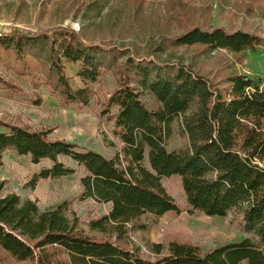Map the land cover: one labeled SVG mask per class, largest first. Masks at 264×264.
<instances>
[{
  "label": "trees",
  "instance_id": "1",
  "mask_svg": "<svg viewBox=\"0 0 264 264\" xmlns=\"http://www.w3.org/2000/svg\"><path fill=\"white\" fill-rule=\"evenodd\" d=\"M168 42L232 54L264 46L260 36L201 24ZM0 49L15 57L21 75L45 81L66 105H89L92 85L113 73L117 84L105 113L121 144L107 158L52 139L50 130L0 120V166L8 151L33 165L50 162L28 183L35 189L42 180L74 175L62 161L69 158L85 170L80 200L111 205L108 214L88 223L90 232L103 236L94 238L70 215L68 202L42 211L30 199L3 195L0 183V251L29 264H264V79L235 73L213 82L184 66L139 56L123 45L94 43L62 27L0 34ZM65 64L78 65L84 87H73ZM177 122L187 140L183 149L171 147ZM172 177L181 180L186 208L163 185ZM183 212L219 218L237 212L247 237L208 251L189 243H149L148 255L131 244L134 233L148 229L143 217Z\"/></svg>",
  "mask_w": 264,
  "mask_h": 264
},
{
  "label": "rangeland",
  "instance_id": "2",
  "mask_svg": "<svg viewBox=\"0 0 264 264\" xmlns=\"http://www.w3.org/2000/svg\"><path fill=\"white\" fill-rule=\"evenodd\" d=\"M196 24L224 27L232 32L242 30L264 38V0H0V34L69 28L88 41L123 45L139 56L184 66L213 82L223 81L235 73L264 79V46L256 52L232 54L222 50L209 52L201 46L173 47L168 42ZM18 67L15 57L0 49V79L7 87L0 82L1 121L50 130L52 139L76 143L107 158L120 150L121 144L112 132L113 124L105 113L106 100L117 84L113 73H105L92 85L95 95L89 105H66L45 81L21 75ZM78 69V65L65 64L75 89L84 87L77 77ZM146 101L149 103V99ZM186 145V137L177 122L171 147L183 149ZM62 161L76 173L42 180L31 189L28 183L32 177L51 163L33 165L29 157L6 152L0 166L3 195L14 193L23 200L30 199L42 211L54 210L68 202L70 215L78 218L81 230L94 238H102L90 232L87 225L108 214L111 205L92 199L80 200L85 170L69 158ZM162 182L175 201L186 208L180 178H165ZM240 218L237 212L226 218L191 216L187 212L161 218L147 215L141 220L148 226L147 231L134 233L130 241L142 248L145 255L149 254V243L166 247L172 242L189 243L208 251L247 237L238 228ZM0 258L5 264H29L18 263L2 251Z\"/></svg>",
  "mask_w": 264,
  "mask_h": 264
}]
</instances>
